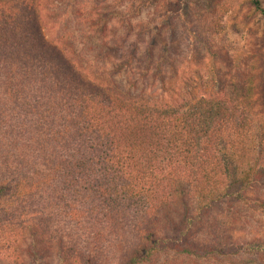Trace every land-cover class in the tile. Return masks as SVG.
Listing matches in <instances>:
<instances>
[{
	"label": "trees",
	"instance_id": "obj_1",
	"mask_svg": "<svg viewBox=\"0 0 264 264\" xmlns=\"http://www.w3.org/2000/svg\"><path fill=\"white\" fill-rule=\"evenodd\" d=\"M70 1L137 79L48 40V0H0V264H264L226 233L264 179V0Z\"/></svg>",
	"mask_w": 264,
	"mask_h": 264
},
{
	"label": "rangeland",
	"instance_id": "obj_2",
	"mask_svg": "<svg viewBox=\"0 0 264 264\" xmlns=\"http://www.w3.org/2000/svg\"><path fill=\"white\" fill-rule=\"evenodd\" d=\"M171 0H161V8L159 11L163 12L168 9V5ZM214 1V0H213ZM50 6V12L48 18L51 23L46 24L44 28V34L50 41L62 44L71 48L81 65L86 67L88 72L98 75H106L113 77V82L117 86L122 87L124 82L131 79H137L136 69L131 71H125L124 69L114 68L117 65L119 57V51L113 49V51H107L100 47L103 44L102 35L95 34V31L90 28H85L81 25L80 17H77V8L80 3L76 2L71 4L70 0H48ZM132 0H113L109 5H112L114 10L124 9L127 5H130ZM79 3V4H78ZM200 4V0L195 1V5L198 7L209 6L210 1ZM76 5V9L73 7ZM92 5L88 8L91 9ZM105 10L104 7L100 8ZM155 16L154 8L145 9L142 15L133 23H146L148 20ZM253 29L257 30L256 43L261 45L263 39L262 30L263 24L259 18L253 20ZM120 26H116L111 29V35L119 38L118 43H123V39H128L122 44V49L125 51L132 43V37L125 36V32L122 34ZM177 35H180L177 33ZM229 40L238 46L243 44L244 37L230 35ZM122 41V42H121ZM121 42V43H120ZM177 42L182 43L183 38H178ZM120 46V45H119ZM121 47V46H120ZM198 56V55H196ZM182 57V56H181ZM149 86V85H148ZM264 105V99L261 101ZM248 205L236 207L235 214H227V222H232L231 229H227V234L231 236L234 243H248L259 239L264 241V209L256 206V203H264V179L254 183L247 189ZM254 204H253V203ZM241 259H247L246 256H242ZM25 264H30V261L24 258ZM46 264H56L53 254H48L45 258Z\"/></svg>",
	"mask_w": 264,
	"mask_h": 264
}]
</instances>
